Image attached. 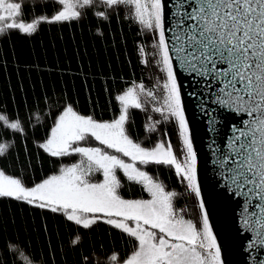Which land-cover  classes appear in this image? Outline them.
Masks as SVG:
<instances>
[{
	"label": "snow or ice",
	"instance_id": "obj_1",
	"mask_svg": "<svg viewBox=\"0 0 264 264\" xmlns=\"http://www.w3.org/2000/svg\"><path fill=\"white\" fill-rule=\"evenodd\" d=\"M55 5L59 8L51 16L25 21L23 0H0V35L6 30L31 35L42 22L77 21L89 9H99L93 14L108 20L110 10L126 5L131 18L152 33V55L164 74L158 84L162 98L143 82L134 84L115 97L118 113L109 120L63 105L38 148L57 160L79 159L31 185L23 175L0 169V198L62 215L86 230L101 221L110 225L133 242L123 264H224L202 199L198 155L178 79L183 73L193 88L189 95L201 101V112L210 117L209 149L221 186L242 200L240 226L251 234L246 250H264V0H53ZM139 51L147 65L145 48ZM142 96L154 102L152 111L175 120L182 159L170 142L148 147L129 134L130 110H147ZM209 105L215 106L211 112ZM224 113L239 120L229 125L221 146L215 139L221 124L216 114ZM0 125L24 131L18 119L9 121L4 114ZM145 130L155 131V124ZM8 147L0 143V157ZM149 166L174 170L199 201V224L185 218L186 210L176 205L181 193L167 190ZM97 174L100 179L94 180ZM126 184L138 186L141 195L126 198L121 194ZM253 264H264V259L254 257Z\"/></svg>",
	"mask_w": 264,
	"mask_h": 264
},
{
	"label": "trees",
	"instance_id": "obj_2",
	"mask_svg": "<svg viewBox=\"0 0 264 264\" xmlns=\"http://www.w3.org/2000/svg\"><path fill=\"white\" fill-rule=\"evenodd\" d=\"M23 5L25 21L51 16L59 8L53 0H23ZM98 10H86L77 21L42 22L31 35L16 30L0 35V114L9 121L18 119L24 129L16 132L0 125V143L9 145L0 157V169L23 175L29 185L79 159L57 160L38 148L63 105L109 120L118 113L115 97L134 84L143 82L162 98L149 78L150 63H143L139 49L146 37L130 8L110 10L108 20L93 14ZM141 99L147 110H130L129 134L147 146L164 138L174 143L172 123L152 111L150 98ZM148 124H155V131H146ZM148 171L168 190L181 191L174 170L149 166ZM93 179H100L99 174ZM121 194L141 195L138 186L128 184ZM132 251L133 242L102 221L86 230L62 215L0 198V264H113ZM113 254L116 261L111 260Z\"/></svg>",
	"mask_w": 264,
	"mask_h": 264
},
{
	"label": "water",
	"instance_id": "obj_3",
	"mask_svg": "<svg viewBox=\"0 0 264 264\" xmlns=\"http://www.w3.org/2000/svg\"><path fill=\"white\" fill-rule=\"evenodd\" d=\"M182 85L183 101L186 117L192 132L193 142L198 155V179L201 186L202 199L209 215V221L217 242L221 246L224 264H253V258L264 259V250H246L250 233H244L240 226V215L243 211L242 200L232 197L222 187L216 166L213 164L214 156L209 149L213 134L209 133L210 117L200 110L201 101L191 97L193 91L191 81L183 73H178ZM215 107L208 106L209 112ZM221 120L220 132L215 136L218 144L223 146L229 135V125L239 118L224 113L216 114Z\"/></svg>",
	"mask_w": 264,
	"mask_h": 264
},
{
	"label": "rangeland",
	"instance_id": "obj_4",
	"mask_svg": "<svg viewBox=\"0 0 264 264\" xmlns=\"http://www.w3.org/2000/svg\"><path fill=\"white\" fill-rule=\"evenodd\" d=\"M141 28H142V26H141ZM141 30H143L144 36L146 37L145 38L144 48H145L146 53H147L148 63H150L151 68H152V74L151 73L149 74L150 75L149 78H150L151 82L154 84V86H156V88L161 89L158 86V84L163 82L164 74L162 72H160L159 69L156 67L155 58L152 55L153 52H154V49L152 48V44L154 43V40L152 38V33L150 31H147V30L143 29V28ZM142 57H143V60L146 58L145 55H143ZM161 91H162V89H161ZM170 122L174 126V130H175L174 138H175V141H174V143H172L167 138H164L163 140L166 141V142H170L172 147H173V151L175 152L177 158L178 159H182V157H183L182 142H181V139H180L179 134H178V126H177L175 120H168V123H170ZM153 145L154 144H152V145H150L148 147H151ZM177 180L179 181L178 178H177ZM179 184H181V183L179 182ZM171 191H176L178 193H181V195H179L177 197L176 205H177L178 208H183V209L186 210L185 213H184L185 218L186 219H192L194 222H197L199 224L200 217H201V210L199 208V201L195 197V195L193 193L187 191L183 184H181V191H177L176 189H172ZM127 257H126V259H127ZM123 261L117 262V263H113V264H123Z\"/></svg>",
	"mask_w": 264,
	"mask_h": 264
}]
</instances>
